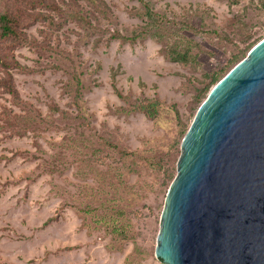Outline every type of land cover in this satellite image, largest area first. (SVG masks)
Returning a JSON list of instances; mask_svg holds the SVG:
<instances>
[{"label":"rangeland","instance_id":"obj_1","mask_svg":"<svg viewBox=\"0 0 264 264\" xmlns=\"http://www.w3.org/2000/svg\"><path fill=\"white\" fill-rule=\"evenodd\" d=\"M263 39L264 0H0V264H166L199 94Z\"/></svg>","mask_w":264,"mask_h":264},{"label":"water","instance_id":"obj_2","mask_svg":"<svg viewBox=\"0 0 264 264\" xmlns=\"http://www.w3.org/2000/svg\"><path fill=\"white\" fill-rule=\"evenodd\" d=\"M181 150L156 257L264 264V39L211 89Z\"/></svg>","mask_w":264,"mask_h":264},{"label":"trees","instance_id":"obj_3","mask_svg":"<svg viewBox=\"0 0 264 264\" xmlns=\"http://www.w3.org/2000/svg\"><path fill=\"white\" fill-rule=\"evenodd\" d=\"M140 2L144 3V0H139ZM145 8H146V12L144 16H151L152 17V9L149 8L146 4H145ZM2 22L4 23L2 25L3 31L4 32H13V26L11 24V21L9 19V17H2ZM149 31H141L136 35L133 36H125V35H121L119 32H113L111 33V39L112 40H120L122 43H135L136 41L142 40L145 38V34H147ZM256 43L252 44L250 43L248 46V48H244L241 51H239L238 54H236L231 61L229 62L230 64L233 63H237L239 58L242 55H245L247 53V51L254 46ZM219 74L218 75H214L210 81V83L200 92L199 94V100H203V98L205 97V95L211 90V87L213 85H215L218 80H219ZM200 101V102H201ZM158 107H159V102L157 100H153V99H144L140 104H137L133 107V111H137V112H141L144 113L148 118H155L158 114ZM171 181L174 179L173 175H170L168 177ZM48 223L51 222V219L49 221H47Z\"/></svg>","mask_w":264,"mask_h":264}]
</instances>
